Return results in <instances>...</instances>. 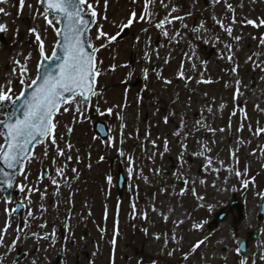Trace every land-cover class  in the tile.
<instances>
[{"label":"rangeland","instance_id":"rangeland-1","mask_svg":"<svg viewBox=\"0 0 264 264\" xmlns=\"http://www.w3.org/2000/svg\"><path fill=\"white\" fill-rule=\"evenodd\" d=\"M207 1L205 6V0H165L170 4V8L165 9L160 0H155L150 6L156 19L165 18L171 7L178 9L172 16L185 17L183 22L174 21L167 26L170 34L179 31L185 37L176 43L169 42L168 37L149 24L135 21L118 41L96 39L97 29L101 26L109 36H116L118 32L122 34L119 26L127 21L132 11L139 16L145 0H136L135 3L133 0H107L106 10L105 0H98V3L89 0L97 13L90 35L94 46L99 49L96 60L100 73L92 106L101 113L98 120L106 122L110 135L105 141L95 135V121L88 119L85 105L79 104L80 114L76 113L74 106L64 112L63 107L68 106L64 105L55 117L58 121L55 135L64 155H58L56 147L48 141L35 153L39 158L44 149H48L47 165L52 168V179L58 184L70 185L73 180L86 190L98 189L99 198L104 197L107 189V184L102 181H108L104 175L108 161L113 160L115 167L120 163L130 176L128 195H133L136 189L138 197L143 196L142 201L130 198L128 215L131 217L125 220H134L142 231L159 236L157 240L153 238L157 246L156 264H242L237 254L236 236L252 228L254 221L251 218L255 220L260 196L264 195V131L258 132L264 129V47L259 44L264 27L255 28L243 23L245 18L257 22L264 18V0H225L218 4ZM226 3L233 5L234 13L226 8ZM0 8L7 13H0V24L7 26L6 32H0V85L11 80L13 92L18 95L22 86L12 75L13 60L18 59L24 64L31 53L27 60L28 79H34L40 60L35 38L29 29H38L49 55L57 38L51 28L45 32L47 26L43 18L37 16V9L43 11L37 0H25L22 9L18 0H5L0 3ZM188 12L191 16L187 15ZM198 13L201 18L197 26L203 22L207 29L204 38L218 35L219 42L190 44L193 33L190 36V31L184 29L182 23L190 29ZM233 15L235 23L231 24ZM213 18L223 21L225 26L231 24L232 35H241L240 41L228 37ZM144 28H148L147 33L142 31ZM149 37L150 43L146 44ZM101 44L105 46L100 47ZM225 45L232 46L231 61L227 59L229 51ZM193 49L195 58L189 59ZM182 64L183 79L179 76ZM138 78L142 84L134 87ZM165 80L171 83L166 84ZM109 108L112 109L111 115L107 112ZM166 116L167 123L163 120ZM177 132L179 135H174ZM163 134L168 135V151H192L193 162L189 166L197 195L193 199L194 206L187 213L175 207L176 204L172 206L166 197L157 198L158 202H155L152 196L144 195L140 190V187H147L148 194L152 192L150 188L155 176L144 175L142 161L156 151H164ZM175 136L177 140L174 142ZM0 143H3L2 135ZM68 143L73 146L71 151L66 147ZM121 150L123 156L119 154ZM201 152L204 154L199 155ZM69 155L71 161L67 160ZM186 159L188 162V157ZM57 168L63 169V177L57 175ZM73 168L77 169L75 173ZM237 171L241 176L235 175ZM244 181H248L244 197L248 209L244 222L232 227L229 215L210 237L204 238L209 220L229 203L231 195L242 194ZM203 183L211 191L210 201L206 204L204 194L207 191L203 190ZM38 188L43 189V186ZM36 197L45 196L38 191ZM171 207L173 211L169 212ZM120 225L127 228V235L135 228L129 226L130 223L121 222ZM258 230L260 239L253 245L256 252H251L243 264H264V221ZM201 240L203 245L193 247ZM153 256L155 254L147 252L148 262Z\"/></svg>","mask_w":264,"mask_h":264},{"label":"snow or ice","instance_id":"snow-or-ice-1","mask_svg":"<svg viewBox=\"0 0 264 264\" xmlns=\"http://www.w3.org/2000/svg\"><path fill=\"white\" fill-rule=\"evenodd\" d=\"M5 0H0V3H4ZM19 6L22 9L25 5V0H18ZM136 0H133L135 3ZM155 0H145L144 9L137 15L135 11H132L125 23H122L119 27L121 29L130 28L133 21L145 24L160 30L161 34L168 37L169 42L175 41L179 43L180 40L185 39L181 32L174 31L172 34L167 30V26L172 24L174 21H181L185 19L184 16L175 15L172 16L173 12H177L178 9L171 7L165 18L156 19L155 13L150 10V6L154 4ZM210 3H222L225 0H209ZM37 3L42 7L43 11L37 9V16L43 18L47 28H51L56 36V44L52 49L51 55L46 52L45 39L42 38L37 28L33 27L29 29L30 35L34 36L35 43L37 45V51L40 56L38 62L39 68H44L45 71L40 74L38 72L35 79H28V66L27 60L31 58V53L25 58V63L22 64L20 60H13L15 67L13 68L12 75L16 77L22 86V90L19 95L13 92L12 81L9 80L7 84L0 85V111H3L4 119H0V135L3 137V143H0V188H2L7 194L6 203L10 202L11 194L9 189H14L15 177L21 173L26 162L30 159H35L32 145L38 141L39 138H45L52 146L56 147L57 154L60 156L64 155V150L59 148L57 137L55 135V129L58 121L55 117L60 113L61 107L64 112L69 111V107L74 106L76 113L80 114L81 109L80 103H88L91 96L96 95L94 88L95 78L100 74L97 70L96 53L99 49L89 47L86 44V35L89 32L91 25V18L96 17L97 13L92 3L89 0H37ZM98 3V0H97ZM160 4L165 9L170 8L169 3H165V0H160ZM194 6V5H193ZM242 6V5H241ZM31 7V5H29ZM226 8L234 13L233 5L226 3ZM107 9V0H105V10ZM0 13H5L4 8H0ZM7 14V13H5ZM191 16V12L187 13ZM105 20L107 16L103 17ZM215 23L218 24L228 37L239 42L241 35L233 36V27L231 24L235 23V15L232 17L231 24L225 26L223 21L215 19ZM243 23L251 25L255 28L264 27V18L257 20L244 19ZM182 27L193 33V38L190 44H194L197 41L202 43H210L212 41L219 42L220 38L218 35H208L204 38V34L207 33V29L204 27L203 22L197 27L191 29L188 28L187 24L182 23ZM7 26L0 24V32H6ZM143 32L147 33L148 28L142 29ZM18 34V30H17ZM119 35V32L117 33ZM106 38L109 41L116 40V36H109L108 33L102 30V26L97 29L96 39ZM256 39V37H253ZM139 42V36L136 37ZM151 38L145 42L150 43ZM259 44L264 47V36L259 38ZM101 44L100 47H104ZM228 49L229 54L227 59L231 61L233 55L231 53V45H225ZM147 55V53H146ZM158 55V53H157ZM185 55H188L187 53ZM195 58V50L193 49L192 56L189 59ZM249 60L252 57H248ZM51 61V63H47ZM167 63V60L165 61ZM102 63V62H101ZM259 67V65H256ZM195 68V64L192 65ZM238 67V65H237ZM17 69L19 74L17 75ZM235 71V69H233ZM145 78H147V69L144 70ZM180 78H184L183 64L181 65V71L179 73ZM159 78V73H158ZM164 83L168 84L171 81L165 80ZM27 85V88L24 86ZM28 89H31V93L28 94ZM80 97V101H76V97ZM210 111V109H209ZM109 115L112 114V109H107ZM122 119V118H121ZM164 122H168V117L164 118ZM71 131V129H69ZM264 131L259 129L258 132ZM179 135V132L174 133ZM63 139V137H60ZM155 146V141L152 142ZM69 151L72 149L70 143L66 144ZM208 150V149H205ZM168 151L167 140L164 142V152ZM121 156L124 155L121 150L119 153ZM201 152L199 155H203ZM162 156L163 153H160ZM43 156L47 158L48 149L45 148ZM103 159V157H101ZM182 159V156H181ZM68 161L72 160V156L67 157ZM211 159L209 158V164ZM72 171L75 173L76 168ZM131 171V169H129ZM57 175L63 177L64 171L62 168L56 169ZM237 177L241 176L240 172H235ZM50 182L56 184L58 187V181L51 179ZM111 182V177H108ZM254 182V181H253ZM248 181H244V187L246 188ZM70 186V185H69ZM20 191L23 192L25 185L19 186ZM29 195L32 191H39V189H29ZM20 205L18 204V207ZM134 207V205H133ZM31 215V212H29ZM6 225L4 230H0V245L3 244L4 234L7 231ZM146 231V230H145ZM33 235H36L33 233ZM159 239V236L156 237ZM204 244V241H198L193 247L199 248ZM14 245H10L12 247ZM239 252L240 249L238 248ZM171 254V253H170ZM243 264V262H242Z\"/></svg>","mask_w":264,"mask_h":264},{"label":"flooded vegetation","instance_id":"flooded-vegetation-1","mask_svg":"<svg viewBox=\"0 0 264 264\" xmlns=\"http://www.w3.org/2000/svg\"><path fill=\"white\" fill-rule=\"evenodd\" d=\"M176 154L177 151L159 152L155 157L159 169L155 177L161 181L162 190L168 191L170 204L173 200L175 207L190 211L196 192L191 187L192 176ZM49 176L52 179L49 169L44 173L43 166L35 164L21 177L20 185L27 187L20 191L23 206L19 213L11 209L13 214L0 221V230L9 225L0 245V264H156L157 246L148 232L133 231L127 235L122 231L124 240L117 239L116 213L122 208L115 206L112 198L101 203L96 189L86 190L76 182L53 187ZM29 189H39L45 197H36L38 191L29 195ZM204 197L208 201V193ZM255 216V220L251 218L252 229L260 223L259 211ZM148 251L155 254L149 262Z\"/></svg>","mask_w":264,"mask_h":264},{"label":"water","instance_id":"water-1","mask_svg":"<svg viewBox=\"0 0 264 264\" xmlns=\"http://www.w3.org/2000/svg\"><path fill=\"white\" fill-rule=\"evenodd\" d=\"M92 25H93V20H92V18H91L90 29L92 28ZM90 29H89V31H90ZM85 39H86V44H87V46L89 47V49H91L93 46H92V44H91L90 41H89V39H90V38H89V32H88V34L86 35ZM47 63H51V61L46 62V64H47ZM44 71H45L44 68H38V72H39L40 74H42ZM37 74H38V73H37ZM94 87H95V83H94ZM25 88H27V87H25ZM30 93H31V89H28V94H30ZM86 104L89 105V104H90V101H89L88 103H86ZM0 114L3 115V111H0ZM3 116H4V115H3ZM96 130H97V131H100L99 127L96 126ZM0 131L2 132L3 129H0ZM101 136H102L103 139L106 138V136H107V132H106V130L103 131V133H102ZM44 141H45V138H39L38 141L35 142V143L32 145L33 151H34V149H35L36 146H38L39 144H41V143L44 142ZM0 166H2V165H0ZM24 168H25V166H24ZM24 168L21 170V173L23 172ZM21 173L17 174L16 177H17L18 175H20ZM16 177H15V179H16ZM0 189L3 190L2 188H0ZM12 190H13V189H9L10 194H11ZM3 191H4V190H3ZM4 192H5V191H4ZM6 195H7V194H6ZM226 213H227V211H224L223 213L218 214V215L216 216V218H215V220H214V223L210 226V229H211V230H214V229L218 226V224H219V223L224 219V217L226 216Z\"/></svg>","mask_w":264,"mask_h":264}]
</instances>
